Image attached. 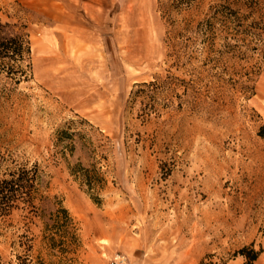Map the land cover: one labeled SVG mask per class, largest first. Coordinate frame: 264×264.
I'll return each mask as SVG.
<instances>
[{"label":"rangeland","instance_id":"rangeland-1","mask_svg":"<svg viewBox=\"0 0 264 264\" xmlns=\"http://www.w3.org/2000/svg\"><path fill=\"white\" fill-rule=\"evenodd\" d=\"M219 2L0 0L30 45L26 77L0 74V171L38 164L35 204H61L79 228L63 264H107L140 236L184 264H244L242 247L264 264V0L258 29L214 20L210 44L203 25L229 13ZM62 128L73 137L59 141ZM77 162L99 172L98 202L70 174ZM29 216L20 204L0 218L4 258L29 237L36 253Z\"/></svg>","mask_w":264,"mask_h":264},{"label":"trees","instance_id":"trees-1","mask_svg":"<svg viewBox=\"0 0 264 264\" xmlns=\"http://www.w3.org/2000/svg\"><path fill=\"white\" fill-rule=\"evenodd\" d=\"M183 1V0H181ZM217 5L228 10V14L224 11L215 9L212 19L207 20L203 25L206 32L208 43L212 44L214 40L215 27L214 20L220 22L222 30L233 28L235 33H247L249 28H256V19L254 17L258 0H218ZM190 2V3H188ZM188 5L191 1H187ZM235 23L231 27L230 23ZM7 23L0 20V74L17 82L21 77H26L27 69L22 67L25 61L30 59L29 41L22 34L10 33L7 31ZM27 62L26 67L29 65ZM29 67V66H28ZM154 82H142L137 84V90L131 92L134 96L137 93L145 92L141 87H152ZM264 125L259 130V135L264 137ZM73 133L68 129L62 128L57 130V138L62 141L65 138L71 139ZM70 151L73 145H66ZM0 161V168H1ZM0 173V218L8 216L13 209H27L30 218L37 217L41 221L39 234V247L33 254L34 240L27 238L25 241H18V245L22 247L21 253L15 252L9 258H4L0 254V264H63L64 260L70 259L68 255L73 253L80 244L79 228L76 221L70 215L69 211L61 204L51 211L46 212L45 209L39 208L35 204L41 184V170L38 164L32 163L30 166H13L4 167ZM0 171V172H1ZM70 174L79 179L84 184L88 195L95 202L99 200L92 195V189L98 185L101 180L97 169L85 167L80 162L75 163L70 168ZM15 246L16 242L13 241ZM245 257L244 264H252L259 256L261 249L254 250L248 247H242L238 251Z\"/></svg>","mask_w":264,"mask_h":264},{"label":"crops","instance_id":"crops-1","mask_svg":"<svg viewBox=\"0 0 264 264\" xmlns=\"http://www.w3.org/2000/svg\"><path fill=\"white\" fill-rule=\"evenodd\" d=\"M94 0H83L85 8L90 11ZM156 239H144L131 237L126 245L128 264H184L178 250H174L170 245L157 246ZM152 243V244H146Z\"/></svg>","mask_w":264,"mask_h":264},{"label":"built area","instance_id":"built-area-1","mask_svg":"<svg viewBox=\"0 0 264 264\" xmlns=\"http://www.w3.org/2000/svg\"><path fill=\"white\" fill-rule=\"evenodd\" d=\"M107 264H128L127 255L123 252H115L109 257Z\"/></svg>","mask_w":264,"mask_h":264}]
</instances>
